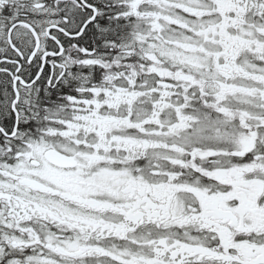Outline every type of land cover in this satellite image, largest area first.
Returning a JSON list of instances; mask_svg holds the SVG:
<instances>
[{
    "label": "snow or ice",
    "instance_id": "snow-or-ice-1",
    "mask_svg": "<svg viewBox=\"0 0 264 264\" xmlns=\"http://www.w3.org/2000/svg\"><path fill=\"white\" fill-rule=\"evenodd\" d=\"M0 264H264V0H0Z\"/></svg>",
    "mask_w": 264,
    "mask_h": 264
}]
</instances>
